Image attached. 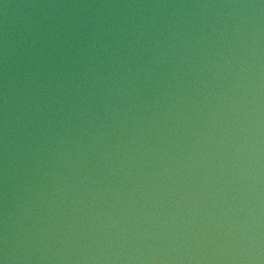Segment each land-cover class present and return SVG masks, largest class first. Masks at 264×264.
<instances>
[{"label": "water", "instance_id": "water-1", "mask_svg": "<svg viewBox=\"0 0 264 264\" xmlns=\"http://www.w3.org/2000/svg\"><path fill=\"white\" fill-rule=\"evenodd\" d=\"M0 264H264V0H0Z\"/></svg>", "mask_w": 264, "mask_h": 264}]
</instances>
